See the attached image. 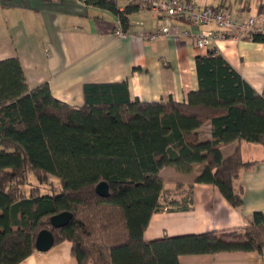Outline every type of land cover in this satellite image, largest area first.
<instances>
[{"label":"trees","instance_id":"obj_1","mask_svg":"<svg viewBox=\"0 0 264 264\" xmlns=\"http://www.w3.org/2000/svg\"><path fill=\"white\" fill-rule=\"evenodd\" d=\"M80 1L113 13L123 31L141 9L137 1L121 11L116 0ZM211 7L231 11L224 3ZM251 41L264 43V35L252 34ZM194 63L198 87L184 103L131 99L126 82L88 83L83 106L73 108L53 98L46 83L29 88L18 58L0 61V264L36 252L42 230L54 245L72 244L74 264H179L180 255L264 252L261 213L241 230L144 241L151 216L170 196L162 169L196 172V183L213 184L240 209L233 183L260 163L244 161L240 143L264 145V88L256 92L216 49ZM207 123L211 139L201 141L197 130ZM232 142L237 146L223 157L220 149ZM29 173L37 184L24 191ZM100 182L108 185L106 198L95 192ZM63 212L72 215L67 225L50 226L49 218Z\"/></svg>","mask_w":264,"mask_h":264},{"label":"crops","instance_id":"obj_2","mask_svg":"<svg viewBox=\"0 0 264 264\" xmlns=\"http://www.w3.org/2000/svg\"><path fill=\"white\" fill-rule=\"evenodd\" d=\"M193 1L198 6L231 5L232 16L249 15L252 7L255 13L264 5V0H213L203 5ZM246 7L249 12L239 11ZM116 18L80 0H0V61L18 58L29 88L46 83L53 98L73 108L83 106L82 88L88 83L126 82L131 99L184 103L198 87L194 58L207 52L195 47L193 37L201 31L219 30L212 24L193 26L173 19V26L189 32L187 37L154 42L132 35L120 39L113 35ZM128 23L125 32L129 34L155 31L162 25L161 18L149 9L129 15ZM209 49L218 50L245 82L262 92L264 43L227 35ZM197 133L201 141H209L210 124L201 126ZM236 146L237 142L223 146L222 156L230 155ZM240 151L244 161L260 162L242 170L233 183L236 191L241 190L240 209L232 207L213 184L196 183V172L182 174L164 168L158 176L170 196L151 216L144 241L241 230L252 222L254 213L264 216V145L241 142ZM171 201L186 206V210L168 205ZM71 248L70 242L63 241L48 252L32 253L18 264H74ZM178 263L264 264V252L180 255Z\"/></svg>","mask_w":264,"mask_h":264},{"label":"built area","instance_id":"obj_3","mask_svg":"<svg viewBox=\"0 0 264 264\" xmlns=\"http://www.w3.org/2000/svg\"><path fill=\"white\" fill-rule=\"evenodd\" d=\"M112 1V0H106ZM117 3L120 0H116ZM137 1L141 9L154 11L162 21V25L155 31H141L129 34L122 30L121 22L116 18L113 35L120 39H128L132 36L154 42L159 39H172L178 41L189 35V32L173 26L171 20L176 19L193 26L214 25L219 32L201 31L193 37V42L198 50H208L218 39H225L227 35L235 39L247 38L251 40L252 34L264 35V14L232 16L228 11L215 10L211 6L199 7L191 1L184 0H127ZM121 11L122 8L119 7Z\"/></svg>","mask_w":264,"mask_h":264},{"label":"water","instance_id":"obj_4","mask_svg":"<svg viewBox=\"0 0 264 264\" xmlns=\"http://www.w3.org/2000/svg\"><path fill=\"white\" fill-rule=\"evenodd\" d=\"M96 194L101 198H106L109 195L108 185L105 182H100L95 187ZM72 215L68 212L59 213L49 218V224L53 228H62L71 220ZM54 246V239L48 230L40 231L34 242L36 252H48Z\"/></svg>","mask_w":264,"mask_h":264},{"label":"rangeland","instance_id":"obj_5","mask_svg":"<svg viewBox=\"0 0 264 264\" xmlns=\"http://www.w3.org/2000/svg\"><path fill=\"white\" fill-rule=\"evenodd\" d=\"M196 2H199L200 4H202L203 5V3H208L209 1H211V3H212V1L213 0H195ZM231 1V0H230ZM219 2V1H218ZM218 2H216V3H218ZM119 4H121V3H124V4H126V3H128V1L127 0H120L119 2H118ZM117 3V4H118ZM214 4H215V2H213ZM232 3H234V1L232 2ZM253 5V4H252ZM254 11V8L252 7V10H251V14L250 15H254L253 12ZM205 26V25H204ZM28 177H29V185H27V186H25L23 189H24V191H29V188L32 186V185H36L37 183H36V181H35V178H34V176L32 175V173H29L28 174ZM55 181L53 182L54 183V185L55 186H57L58 185V181L56 180V179H54ZM47 187H50L49 185L47 186ZM41 190H42V193H44V191H45V188L43 187V188H41Z\"/></svg>","mask_w":264,"mask_h":264}]
</instances>
